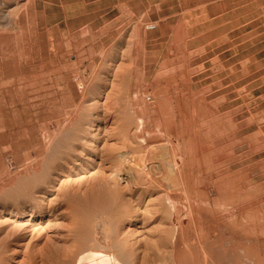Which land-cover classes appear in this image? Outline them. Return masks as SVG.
<instances>
[{
  "label": "rangeland",
  "instance_id": "374dc122",
  "mask_svg": "<svg viewBox=\"0 0 264 264\" xmlns=\"http://www.w3.org/2000/svg\"><path fill=\"white\" fill-rule=\"evenodd\" d=\"M163 188L179 194L185 226L198 205L183 253L205 235L200 251L215 258L200 264L254 262L264 0H0V264H68L87 247L188 264L173 255Z\"/></svg>",
  "mask_w": 264,
  "mask_h": 264
},
{
  "label": "bare ground",
  "instance_id": "6f19581e",
  "mask_svg": "<svg viewBox=\"0 0 264 264\" xmlns=\"http://www.w3.org/2000/svg\"><path fill=\"white\" fill-rule=\"evenodd\" d=\"M147 27V26H146ZM156 28V27H155ZM146 30H148L147 28H146ZM178 104V103H177ZM73 118V117H72ZM70 120V119H69ZM139 122L141 123L142 122V120L140 119L139 120ZM75 130V129H74ZM140 141H142L143 143H146V140H145V142H144V139L142 140V138L140 139ZM151 145V144H150ZM150 147V146H149ZM151 148V147H150ZM146 149V148H145ZM153 150V149H152ZM55 151V150H54ZM147 154V153H146ZM146 156V155H145ZM135 157V156H134ZM136 158V157H135ZM146 159V158H145ZM145 159H144V162H143V175H145V177L146 178H148V179H151L150 178V170H151V165L150 164H147L146 162H145ZM178 160V159H177ZM135 161V160H134ZM38 162V161H37ZM177 163V162H176ZM179 163V162H178ZM177 163V164H178ZM177 164H175V166L173 167V168H177L178 166H177ZM29 166V165H28ZM27 166V168H29ZM26 167V166H25ZM24 167V168H25ZM26 168V169H27ZM31 168V167H30ZM29 168V170H31ZM32 168H34V165H33V167ZM41 168V167H40ZM39 168V169H40ZM35 169V168H34ZM28 170V169H27ZM26 170V171H27ZM34 171V170H33ZM152 172V171H151ZM26 173V172H25ZM27 173H28V171H27ZM31 173V172H30ZM35 173V172H34ZM138 175H139V173H137ZM142 174V173H141ZM140 174V175H141ZM176 174H178V173H176ZM134 175L135 176H133L132 178H133V180L135 181V184H137V183H139V182H137L136 181V173H134ZM138 177H140V176H137V178ZM144 177V176H143ZM10 178V177H9ZM13 178V177H12ZM8 179V178H7ZM140 179V178H139ZM138 179V180H139ZM140 180H142V179H140ZM139 180V181H140ZM145 180V179H144ZM152 180V179H151ZM7 182V181H6ZM32 182V181H31ZM43 182V181H42ZM137 182V183H136ZM12 183V182H11ZM142 183V182H141ZM143 183H144V181H143ZM150 183V182H149ZM164 183V182H163ZM131 185H132V183H131ZM141 185H143V184H141ZM170 185H172V184H170ZM161 187L163 186V184L162 185H160ZM156 187V186H155ZM160 187V188H161ZM204 188H205V186H204ZM208 188V187H207ZM163 189H165L164 191H166V193H164V195H165V200H166V207H168V209H170L169 211H168V209L166 208V210H167V212H169V214H170V216H172L171 218H173V221H174V225H175V227H176V229H177V234L175 235V237H174V240H173V238H172V240H173V249H174V251H173V255H174V258H175V260L176 261H182V260H185V262L186 263H188L189 264V259H190V261H191V263H197L196 261H195V256H196V258H197V261H198V263L200 264V262H201V260L199 259V257H200V254H202L204 257H207L206 259L208 260V259H211V257L213 258L214 257V252L212 253V248H211V251H209L210 249V247H208V246H203V247H208L207 249H209V250H206V248L204 249H202V251H200L201 250V248L199 247L201 244H203L204 243V241L208 238V237H206L205 238V235H204V237H202L201 239H199V240H197L196 238H195V236H193L194 238L193 239H191V241L192 242H190L189 240V242L192 244V245H190L191 247L193 246V244H194V247L193 248H195V250L197 251V252H195L194 254L193 253H188V254H185V253H183V249L181 248V246H183L185 243H186V240H184V238H183V235H184V233H183V231H187V233H188V231L190 232L191 231V233L193 234V235H195L194 233L195 232H193V231H198L199 232V230H201V225H200V221H199V219H198V217H199V215H197V212H199V209H198V205L196 206V204H194L193 203V213H192V216H193V219H194V223L193 224H191V225H188V226H185L184 225V222H182L181 221V216H182V206H180V204H179V201H178V199H179V196H177V195H179V194H176L175 193V191H174V189L172 188V190H167L166 188H163ZM200 189V188H199ZM223 189V188H222ZM162 190V189H161ZM205 190V189H204ZM37 191V190H36ZM163 191V192H164ZM222 192V191H221ZM223 193V192H222ZM173 197V198H171V196ZM38 196V195H37ZM25 199V198H24ZM164 199V198H163ZM164 200V201H165ZM49 202V201H48ZM162 203V202H161ZM163 203H165V202H163ZM162 203V204H163ZM18 204V203H17ZM162 204H160V205H162ZM164 205V204H163ZM162 205V206H163ZM30 206V212H32L33 210H34V208H35V206L34 205H32V204H30L29 205ZM261 206V205H260ZM157 211H158V213H159V210H158V208H157ZM20 213V212H19ZM199 214V213H198ZM31 215V214H30ZM166 215H167V213H166ZM254 215H255V213H254ZM252 216V215H251ZM259 216V215H258ZM13 222V221H12ZM213 223V224H216V225H211V223ZM141 224H142V222H141ZM22 225V224H21ZM20 226V225H19ZM214 226H216V228H217V223L216 222H214V220H208V224H206L205 226L203 225V230H204V227L207 229V231L206 232H208L209 231V233H210V230H212L211 232H213L214 230ZM140 227V226H139ZM222 227V226H221ZM141 228V227H140ZM222 228H224V229H228L227 227H222ZM173 229V228H172ZM195 229V230H194ZM218 229V228H217ZM20 232V231H19ZM172 232V231H171ZM205 232V231H204ZM223 232H225V231H223ZM236 232V231H235ZM264 232V231H263ZM173 233V232H172ZM182 233H183V235H182ZM232 233V232H231ZM233 233H234V230H233ZM21 234V233H20ZM197 234V233H196ZM199 234H200V232H199ZM205 234V233H204ZM230 234V233H229ZM236 234V233H235ZM207 235V234H206ZM253 235L254 236H256V235H258V234H254L253 233ZM197 236V235H196ZM199 236H197V238H198ZM192 238V237H191ZM218 238V237H217ZM246 239H247V242H249L248 243V246H247V249H245V247L243 248V247H239V249L241 248V249H245V250H247V252H246V254H247V260L249 261V257L252 259V258H254V262L252 263L251 262V264H264V237L262 238V239H258V237H252V236H249L248 238H247V236L245 237ZM244 239V238H243ZM213 240V239H212ZM220 240V239H219ZM222 240V239H221ZM169 242V241H168ZM209 242H211V244H212V241H211V239L210 238H208V241H207V243H209ZM243 242H246V241H243ZM221 243V242H220ZM262 243V244H261ZM236 244V243H235ZM245 244V243H244ZM185 245H188L187 243L185 244ZM205 245H208V244H206V242H205ZM121 246V245H120ZM190 246H188V247H190ZM202 246V245H201ZM184 247H186V246H184ZM199 247V249H196V248H198ZM122 248V247H121ZM215 248V250H217L218 249V246H217V249H216V246H214L213 245V249ZM231 248V247H230ZM68 249V248H67ZM189 249H192V248H189ZM240 249V250H241ZM123 250V249H122ZM262 250V251H261ZM186 251V250H185ZM189 250L187 249V252H188ZM214 251V250H213ZM234 251V250H233ZM165 252V251H164ZM190 252V251H189ZM202 252H204V253H202ZM219 252V251H218ZM42 253V256H41V260H42V262L43 263H45L46 261H47V258H48V256L49 255H47V253H45L44 254V252H41ZM120 253H121V251H120ZM119 253V254H120ZM123 253V252H122ZM245 253V252H244ZM261 253H263L262 255H261ZM205 254V255H204ZM211 254L213 255V256H211ZM120 255H122V254H120ZM165 254L163 253V254H159L158 253V255H157V258H159V259H157V262H156V260H155V264H168L167 262H170V260L168 261L166 258H167V256H164ZM195 255V256H194ZM219 255V253L217 254L216 253V257ZM224 256H226L225 254H223ZM228 255L229 254H227V257H228ZM231 256H232V254H230ZM123 256H125L126 257V254L124 255V253H123ZM155 256V255H154ZM230 256V257H231ZM241 256V255H240ZM125 257H123L125 260H126V258ZM165 257V258H164ZM202 257V256H201ZM200 257V258H201ZM68 264H123V260H122V258H119L118 257V255L117 256H115L114 254H112V252H110V253H108V252H105V251H103V250H95V249H93V248H90V247H87V248H85V249H82L79 253H74V252H70V254H68ZM171 258H172V256H171ZM215 258V257H214ZM244 258V257H243ZM169 259V258H168ZM228 259H230L229 257H228ZM251 259H250V261H251ZM233 261H235L234 263H236V261L237 260H235V258L234 259H232ZM239 260H241V259H239ZM145 261H147L146 259H145ZM172 261H173V259H172ZM231 262V260H228V262ZM249 261V262H250ZM253 261V260H252ZM153 262V261H152ZM146 263H148V262H146ZM172 263V262H171ZM170 263V264H171ZM176 263V262H175ZM206 263H208V262H206ZM210 263V262H209ZM232 264H234L233 262H231ZM237 263L239 264V262L237 261ZM236 263V264H237ZM241 264H242V262H240ZM244 263H247V262H244ZM229 264V263H228ZM249 264V263H248Z\"/></svg>",
  "mask_w": 264,
  "mask_h": 264
},
{
  "label": "crops",
  "instance_id": "0c3cea01",
  "mask_svg": "<svg viewBox=\"0 0 264 264\" xmlns=\"http://www.w3.org/2000/svg\"><path fill=\"white\" fill-rule=\"evenodd\" d=\"M154 30V29H153ZM181 43V42H180ZM176 52H177V50H176ZM201 74V73H200ZM210 74V73H209ZM207 75V74H206ZM186 77V76H185ZM204 76H202L201 78H203ZM210 83V82H209ZM203 100H205V101H208L207 99H203ZM212 100V99H211ZM213 101V100H212ZM212 101H208V102H212ZM219 111H220V113L223 115L224 114V109H221L220 107H219ZM212 112H215L214 110H212L211 109V111L209 112V113H202V114H210V117L212 116ZM216 114H217V112H215Z\"/></svg>",
  "mask_w": 264,
  "mask_h": 264
},
{
  "label": "built area",
  "instance_id": "2783aa9c",
  "mask_svg": "<svg viewBox=\"0 0 264 264\" xmlns=\"http://www.w3.org/2000/svg\"><path fill=\"white\" fill-rule=\"evenodd\" d=\"M155 27H156L155 24H150V25H148L146 28H147L148 30H153V29H155Z\"/></svg>",
  "mask_w": 264,
  "mask_h": 264
}]
</instances>
